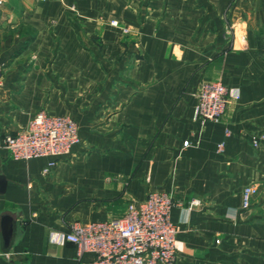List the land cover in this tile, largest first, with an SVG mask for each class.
<instances>
[{"label":"crops","instance_id":"obj_1","mask_svg":"<svg viewBox=\"0 0 264 264\" xmlns=\"http://www.w3.org/2000/svg\"><path fill=\"white\" fill-rule=\"evenodd\" d=\"M0 64V138L45 110L73 118L97 154L44 174L49 159L0 151V264L93 260L57 234L75 221L70 183L99 193L108 174L135 180L132 201L174 197L175 264H264V0H2ZM205 82L229 90L218 123L194 118Z\"/></svg>","mask_w":264,"mask_h":264},{"label":"built area","instance_id":"obj_2","mask_svg":"<svg viewBox=\"0 0 264 264\" xmlns=\"http://www.w3.org/2000/svg\"><path fill=\"white\" fill-rule=\"evenodd\" d=\"M111 24L119 26L116 20ZM123 32L129 30L124 28ZM2 74L0 64V87ZM229 102V90L224 84L205 82L198 93L194 118L202 124L218 123ZM258 141H253V147H259ZM80 142L79 127L73 118L43 110L36 113L24 129L1 138L0 151H6L14 161L47 158L49 163L43 173L49 174L58 160L72 154ZM188 145L189 141L184 142V146ZM225 145V141L220 142L218 152L222 153ZM257 192L254 185L243 189V209L250 207ZM175 204L171 194L152 191L144 200L130 202L122 218L77 222L70 231L57 234V238L61 243L73 244L79 257L92 254L94 258L88 264H175L178 229L171 216Z\"/></svg>","mask_w":264,"mask_h":264},{"label":"rangeland","instance_id":"obj_3","mask_svg":"<svg viewBox=\"0 0 264 264\" xmlns=\"http://www.w3.org/2000/svg\"><path fill=\"white\" fill-rule=\"evenodd\" d=\"M94 153L95 148L81 139L80 144L75 147L72 154L65 158L64 162L70 166L72 164L91 163L96 161L94 156L97 154ZM60 161L62 160H58L57 164ZM104 180V188L99 193H82L76 181L70 183V187L66 188L71 200L68 212L74 216V224L83 222L82 214L84 212L88 213L90 220L101 218L108 220L125 216L128 205L132 201L130 195L135 180L114 174L106 175Z\"/></svg>","mask_w":264,"mask_h":264},{"label":"water","instance_id":"obj_4","mask_svg":"<svg viewBox=\"0 0 264 264\" xmlns=\"http://www.w3.org/2000/svg\"><path fill=\"white\" fill-rule=\"evenodd\" d=\"M7 181L5 177L0 176V194H3L6 190ZM1 227H2V234L6 241V243H9L12 232H13V220L10 215H3L2 221H1Z\"/></svg>","mask_w":264,"mask_h":264}]
</instances>
